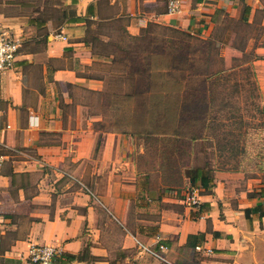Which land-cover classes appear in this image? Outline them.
I'll list each match as a JSON object with an SVG mask.
<instances>
[{
	"label": "crops",
	"instance_id": "0c3cea01",
	"mask_svg": "<svg viewBox=\"0 0 264 264\" xmlns=\"http://www.w3.org/2000/svg\"><path fill=\"white\" fill-rule=\"evenodd\" d=\"M50 1L0 0V28L22 40L0 75V151L23 148L41 162L14 156L0 167V264H27L31 242L58 246L53 264H264V183L243 188L237 172L201 168L206 184L196 179L200 205L190 208L181 199L190 177L164 183L160 165L146 171L138 134L85 110V93L106 89L95 69L112 53L100 41L179 28L221 56L242 16L264 108V0H181L179 13L169 0Z\"/></svg>",
	"mask_w": 264,
	"mask_h": 264
},
{
	"label": "rangeland",
	"instance_id": "374dc122",
	"mask_svg": "<svg viewBox=\"0 0 264 264\" xmlns=\"http://www.w3.org/2000/svg\"><path fill=\"white\" fill-rule=\"evenodd\" d=\"M231 23L235 33L227 44L237 34L238 46L249 27L240 18ZM111 40L99 42L101 54H112L95 69L107 79L105 92L85 93L91 98L85 110L102 111L99 126L138 134L146 171L160 165L170 186L201 168L237 172L243 188L264 183L259 90L236 46L214 55L210 40L155 26L135 39ZM121 95L126 113L120 118Z\"/></svg>",
	"mask_w": 264,
	"mask_h": 264
},
{
	"label": "built area",
	"instance_id": "2783aa9c",
	"mask_svg": "<svg viewBox=\"0 0 264 264\" xmlns=\"http://www.w3.org/2000/svg\"><path fill=\"white\" fill-rule=\"evenodd\" d=\"M181 5V0H169L167 3V11L169 13H179L181 12ZM54 36L61 39L66 38L61 31L55 32ZM21 43L22 40L20 36L12 33L8 29L0 28V75L8 72L14 67ZM14 156L22 157V159L25 160L40 162V160L32 152L23 148L12 147L8 148L6 151H0V167L5 161ZM200 190L201 188L198 185H190L182 194V202L190 208H197L200 205ZM141 247L151 254H156V252L148 246L141 245ZM159 247L162 250L166 246L164 244H160ZM196 249L204 252L205 254L211 252L210 248L203 247L201 245H197ZM62 254L63 252L58 246L31 242L28 245L25 259L27 264H53L55 258L62 257Z\"/></svg>",
	"mask_w": 264,
	"mask_h": 264
},
{
	"label": "trees",
	"instance_id": "16d2710c",
	"mask_svg": "<svg viewBox=\"0 0 264 264\" xmlns=\"http://www.w3.org/2000/svg\"><path fill=\"white\" fill-rule=\"evenodd\" d=\"M246 9L248 10V8L246 7ZM245 18L242 16L241 18H240V20H241V22H242V24H244V22L246 21V20H244ZM245 25V24H244ZM147 29V28H146ZM145 29V30H146ZM170 29V28H169ZM144 30V31H145ZM233 30V29H232ZM234 31V30H233ZM234 33H235V31H234ZM247 34L245 33L241 38H240V42H239V44H238V46H236V44H234V41L233 40H235V39H238V35L237 34H235L234 35V37H233V40H232V44H234L233 46H236V48L238 49V51L244 56V57H247L248 59H249V62L251 63V65H252V51H247L246 49H245V44H246V40H247ZM260 121H261V123L262 124H264V108H262L261 107V111H260ZM197 178H200V180H201V182H202V184L201 183H199V184H201V186L203 185V184H206V177L202 174L201 175V172H200V169H198V170H196V174L195 175H192L191 177H190V181H191V184L192 185H197L196 184V179ZM64 254H62V256H63ZM69 257V256H68Z\"/></svg>",
	"mask_w": 264,
	"mask_h": 264
}]
</instances>
